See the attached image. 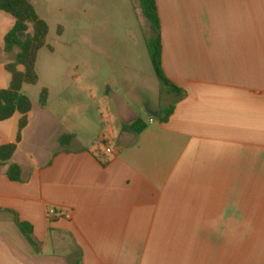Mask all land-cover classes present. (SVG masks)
Segmentation results:
<instances>
[{"label": "crops", "instance_id": "obj_1", "mask_svg": "<svg viewBox=\"0 0 264 264\" xmlns=\"http://www.w3.org/2000/svg\"><path fill=\"white\" fill-rule=\"evenodd\" d=\"M156 2L163 70L183 92L173 115L145 120L119 97L91 107L85 139L56 112L76 96L32 101L12 161L23 182L0 164V264H264V0ZM13 61L0 58V91ZM20 119L0 121V147ZM138 119L140 135L123 130Z\"/></svg>", "mask_w": 264, "mask_h": 264}, {"label": "rangeland", "instance_id": "obj_2", "mask_svg": "<svg viewBox=\"0 0 264 264\" xmlns=\"http://www.w3.org/2000/svg\"><path fill=\"white\" fill-rule=\"evenodd\" d=\"M32 3L48 23L50 33L47 47L38 56L40 81L36 86L26 87L31 101L38 103L42 90L47 88L51 108L56 110L55 104L76 96L80 109L56 112L85 139L91 138L95 129L91 115V107L94 109L95 105L99 110L105 102L114 106L120 97L126 106L149 120L174 104L177 94L161 84L149 56L146 41L151 37V29L143 15L141 0H32ZM11 27L12 18L1 14L0 58L8 61L15 59V54H6L4 50V38ZM142 108L152 115L147 116ZM110 139L100 141L111 144Z\"/></svg>", "mask_w": 264, "mask_h": 264}, {"label": "trees", "instance_id": "obj_3", "mask_svg": "<svg viewBox=\"0 0 264 264\" xmlns=\"http://www.w3.org/2000/svg\"><path fill=\"white\" fill-rule=\"evenodd\" d=\"M142 12L150 24L151 37L147 39V49L155 73L161 84L169 92L183 95L181 89L173 85L163 70V44L161 21L156 0H141ZM5 14L12 18V27L4 38V50L7 54H15L13 62L6 64L5 69L11 75V82L7 89L0 91V121L12 119L16 114L21 115L16 143L0 147V164L8 166L7 176L12 182H23L22 167L13 163L18 144L23 138V131L29 124V114L33 104L25 94L24 86H36L40 77L37 71V61L41 50L47 47L50 33L48 23L37 13L32 0H0V15ZM33 29V32L30 29ZM49 101V89L44 88L40 94V106L45 108ZM175 105L161 111L159 120L162 123L169 121L173 115ZM147 127L143 119H138L131 125L123 127L128 133L140 135ZM74 139L72 135H62L60 144L69 146ZM15 221L24 236L33 243V227L21 222L15 215Z\"/></svg>", "mask_w": 264, "mask_h": 264}, {"label": "built area", "instance_id": "obj_4", "mask_svg": "<svg viewBox=\"0 0 264 264\" xmlns=\"http://www.w3.org/2000/svg\"><path fill=\"white\" fill-rule=\"evenodd\" d=\"M112 152H113L112 147L106 145L105 153H106L107 155H109V154H112ZM50 215H51L52 217H54V218L62 217V215H60V214H59L58 212H56V211H50V212H49V216H50Z\"/></svg>", "mask_w": 264, "mask_h": 264}]
</instances>
